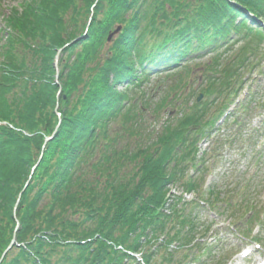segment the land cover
<instances>
[{
	"label": "trees",
	"instance_id": "obj_1",
	"mask_svg": "<svg viewBox=\"0 0 264 264\" xmlns=\"http://www.w3.org/2000/svg\"><path fill=\"white\" fill-rule=\"evenodd\" d=\"M260 22L264 0H29L15 8L12 33L0 36V259L18 222L20 246L2 264H139L133 255L144 264H194L197 225L170 187L201 191L204 178L188 174L202 172L196 155L206 121L215 122L212 105L181 107V118L154 128L148 144L141 127L154 119L144 114L150 104L139 109L128 91L231 39L244 66L264 43ZM72 42L57 78L56 55ZM234 61L214 62L218 78L205 96L217 101L230 89ZM219 195L213 189L208 204Z\"/></svg>",
	"mask_w": 264,
	"mask_h": 264
},
{
	"label": "rangeland",
	"instance_id": "obj_2",
	"mask_svg": "<svg viewBox=\"0 0 264 264\" xmlns=\"http://www.w3.org/2000/svg\"><path fill=\"white\" fill-rule=\"evenodd\" d=\"M27 1L0 0L1 38H8L9 32L12 33L7 23L12 11L20 9ZM5 43V40H0V47L5 46ZM233 43L232 39L227 40L218 45L217 51L207 50L189 56L182 63V67H186L185 71L180 70L181 67L174 70L166 68L128 91L129 99H138L139 109L143 107L144 101L150 104L151 108L145 109L144 114L151 111L154 119H144L145 126L143 124L141 127L144 142L148 144L156 140V134L150 135L154 128L162 131L169 118H181L177 114L181 107L191 109L204 102L212 105L208 117L215 122L207 128L206 121L205 132L208 138L199 142L196 155V163L200 162L203 166L202 172L198 171L199 168H191L188 174L189 177L204 178L201 191L185 196L180 184L170 187V197H180L181 204H188L183 214H192L197 225V242L200 245L189 251L197 256L194 264H225L226 261L228 264H257L264 261V43L255 52L244 55L243 60L246 62L242 67L238 65L241 44ZM59 54L58 51L55 60ZM230 58H235V65L230 63L232 71L239 76L230 89L215 101L216 95L205 96L202 92L211 80L218 78L217 73L211 70L214 62L219 61L222 66H228ZM29 63L32 65L35 61L29 60ZM239 85L242 87L238 90ZM128 87L124 83L117 88L123 92ZM230 91L233 98L227 96ZM200 94L204 97L198 103ZM164 97L176 100L181 98L182 102L173 101L162 112H158L155 107ZM231 104L236 105L232 108L233 114L217 120L223 116L218 114H222ZM56 113L59 115L57 110ZM115 126L113 124L111 128ZM213 189L219 192L220 202L210 206L207 200ZM181 207L177 206L180 215ZM247 248L254 250V253L248 258L239 256L249 250ZM237 253L239 255L235 256ZM61 256L59 254L55 259L58 261ZM138 257L141 260V256Z\"/></svg>",
	"mask_w": 264,
	"mask_h": 264
},
{
	"label": "water",
	"instance_id": "obj_3",
	"mask_svg": "<svg viewBox=\"0 0 264 264\" xmlns=\"http://www.w3.org/2000/svg\"><path fill=\"white\" fill-rule=\"evenodd\" d=\"M119 30H117L116 32H114V34H116L117 32H118ZM113 35V34H112ZM111 35V36H112ZM110 36V37H111ZM71 44H69V45H67L65 48H67V47H69ZM63 50H61L59 53L61 54V52H62ZM59 54V55H60ZM59 55L57 56V61H58V58H59ZM56 68H57V70H58V67H57V62H56ZM202 99V96L198 99V102L200 101ZM52 138H49L48 140H51ZM15 240H16V238L14 237V239H13V244L12 245H14V243H15Z\"/></svg>",
	"mask_w": 264,
	"mask_h": 264
}]
</instances>
